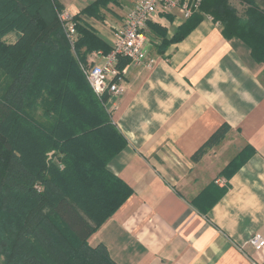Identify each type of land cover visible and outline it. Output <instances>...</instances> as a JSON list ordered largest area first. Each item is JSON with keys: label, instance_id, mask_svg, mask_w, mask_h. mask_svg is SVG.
Wrapping results in <instances>:
<instances>
[{"label": "crops", "instance_id": "0c3cea01", "mask_svg": "<svg viewBox=\"0 0 264 264\" xmlns=\"http://www.w3.org/2000/svg\"><path fill=\"white\" fill-rule=\"evenodd\" d=\"M57 1L73 15L94 0ZM131 5L80 17L110 46ZM185 19L161 12L147 24L153 65L119 60L124 90L105 107L126 145L107 168L131 192L88 243L117 264H264V247L247 244L264 237V66L209 15L161 45L156 25L169 40Z\"/></svg>", "mask_w": 264, "mask_h": 264}, {"label": "trees", "instance_id": "16d2710c", "mask_svg": "<svg viewBox=\"0 0 264 264\" xmlns=\"http://www.w3.org/2000/svg\"><path fill=\"white\" fill-rule=\"evenodd\" d=\"M113 2L94 0L71 15V46L57 0H0V264H117L88 237L131 192L107 168L126 140L107 94L97 96L80 67L93 50L110 49L80 15L101 19ZM243 3L240 14L229 0H201L169 40L156 25L161 45L209 15L264 66V8Z\"/></svg>", "mask_w": 264, "mask_h": 264}, {"label": "built area", "instance_id": "2783aa9c", "mask_svg": "<svg viewBox=\"0 0 264 264\" xmlns=\"http://www.w3.org/2000/svg\"><path fill=\"white\" fill-rule=\"evenodd\" d=\"M201 0H132L122 23L113 31L110 49L92 51L80 67L89 86L97 96L118 95L124 90V76L118 67L119 60L126 58L134 65L151 66L154 59L148 56L145 30L147 23L159 13L176 12L187 18L198 10ZM59 18L71 46L76 39V30L72 16L62 10ZM97 58L102 62L98 63ZM255 250L264 247V237L259 233L251 234L247 239Z\"/></svg>", "mask_w": 264, "mask_h": 264}, {"label": "rangeland", "instance_id": "374dc122", "mask_svg": "<svg viewBox=\"0 0 264 264\" xmlns=\"http://www.w3.org/2000/svg\"><path fill=\"white\" fill-rule=\"evenodd\" d=\"M229 2L236 7V9L238 10V12L240 14L243 13V10L245 8V4L243 3V0H229ZM255 2L260 5L262 8H264V0H255ZM219 23V22H218ZM15 38V34L14 33H9L8 35H6V40L7 41H12ZM0 178H1V174H0ZM0 184H1V180H0ZM36 189H40L38 187V185H35Z\"/></svg>", "mask_w": 264, "mask_h": 264}]
</instances>
